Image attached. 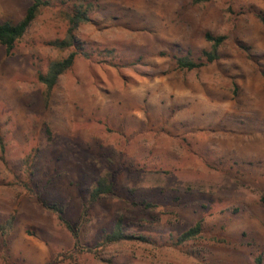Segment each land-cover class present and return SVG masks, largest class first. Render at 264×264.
Instances as JSON below:
<instances>
[{
	"label": "rangeland",
	"instance_id": "rangeland-1",
	"mask_svg": "<svg viewBox=\"0 0 264 264\" xmlns=\"http://www.w3.org/2000/svg\"><path fill=\"white\" fill-rule=\"evenodd\" d=\"M46 1L10 52L0 45V224L14 217L0 264H264V0H86L75 33L89 56L49 98L37 71L71 48L49 44L66 6ZM30 4L0 0V21ZM207 32L225 37L218 59L179 70L173 56L198 59ZM100 180L110 192L91 201ZM43 202L92 251L70 258ZM119 220L135 238L100 247Z\"/></svg>",
	"mask_w": 264,
	"mask_h": 264
},
{
	"label": "trees",
	"instance_id": "trees-1",
	"mask_svg": "<svg viewBox=\"0 0 264 264\" xmlns=\"http://www.w3.org/2000/svg\"><path fill=\"white\" fill-rule=\"evenodd\" d=\"M66 6L64 11V17L67 21V28L63 38L54 39L49 42L54 48L63 51L68 48L71 50L66 56L51 60L44 71H37V80L43 86V95L45 98H49L53 88L58 82V79L67 70H69L77 55L89 56L84 52L79 39L76 36L75 31L81 24L91 22L90 12L92 6L90 2L86 0H62ZM48 5L46 0H31V4L27 7L24 16L18 22L0 21V45H2L7 52H10L16 42L25 34L30 24L36 18L39 10ZM257 17L264 26V16L258 14ZM206 40L210 43L208 50H202L198 59H194L189 54L182 56H173L174 63L179 70L190 71L196 70L208 63H211L218 59L219 48L223 44L225 37L223 35L213 36L209 32L205 34ZM1 149L4 146L3 138L0 135ZM29 155L24 160L27 162ZM29 165V163H27ZM110 187L105 181L100 180L90 192V200L94 201L101 197L103 194L109 193ZM42 206L53 212L59 222L71 233L73 237V247L69 252L70 258L79 254L85 250L92 251L91 248H84L80 243L79 234L76 230H73L70 223L64 218L63 207H59L56 204L43 202ZM14 221V217L10 216L3 224H0V231L7 233L11 228ZM200 231V223L197 222L193 227L189 228L179 236L180 241H186L195 237ZM135 237L127 235L123 231L121 220L115 223L113 229L110 232H104L101 236V241L98 242L102 248L108 247L113 244L121 243L123 241L132 240ZM101 248V249H102Z\"/></svg>",
	"mask_w": 264,
	"mask_h": 264
}]
</instances>
